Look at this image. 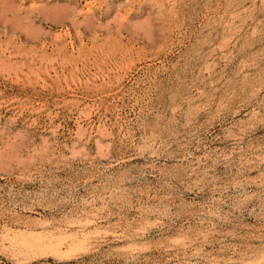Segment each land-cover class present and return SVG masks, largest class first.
Masks as SVG:
<instances>
[{
	"label": "rangeland",
	"instance_id": "374dc122",
	"mask_svg": "<svg viewBox=\"0 0 264 264\" xmlns=\"http://www.w3.org/2000/svg\"><path fill=\"white\" fill-rule=\"evenodd\" d=\"M263 255L264 0H0V264Z\"/></svg>",
	"mask_w": 264,
	"mask_h": 264
},
{
	"label": "bare ground",
	"instance_id": "6f19581e",
	"mask_svg": "<svg viewBox=\"0 0 264 264\" xmlns=\"http://www.w3.org/2000/svg\"><path fill=\"white\" fill-rule=\"evenodd\" d=\"M92 230H94V229H92ZM8 231H9L8 233L7 232L5 233V235H6L5 239L6 238L8 239V237H10L9 235L11 234V232H10V230H8ZM59 232H60V230H59ZM59 232L58 233L51 232V231L50 232L49 231H45L44 232L42 230V233L40 234L41 241H42L41 243H39V244L32 243L29 240H27V238L24 239L23 242H21V243H23V245L28 247L29 249H39V250H42V251H45V252L48 251V252H53V253H56V254H61V253L65 252V250H67V249H70L72 247L80 246L81 244H84V242L89 237L87 233L79 234V233H76V232H74V233H70L69 232V233H65L64 234L65 231H63V233L62 232L59 233ZM42 254H43V252H42Z\"/></svg>",
	"mask_w": 264,
	"mask_h": 264
}]
</instances>
